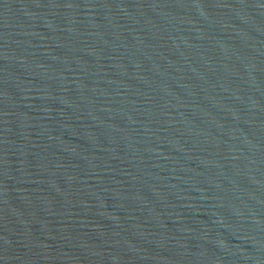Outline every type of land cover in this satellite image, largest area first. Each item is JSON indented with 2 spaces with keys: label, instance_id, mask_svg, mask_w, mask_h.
<instances>
[{
  "label": "water",
  "instance_id": "1",
  "mask_svg": "<svg viewBox=\"0 0 264 264\" xmlns=\"http://www.w3.org/2000/svg\"><path fill=\"white\" fill-rule=\"evenodd\" d=\"M0 264H264V0H0Z\"/></svg>",
  "mask_w": 264,
  "mask_h": 264
}]
</instances>
